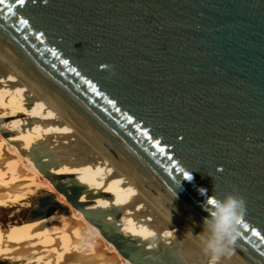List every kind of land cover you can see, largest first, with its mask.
<instances>
[{
	"label": "water",
	"instance_id": "obj_1",
	"mask_svg": "<svg viewBox=\"0 0 264 264\" xmlns=\"http://www.w3.org/2000/svg\"><path fill=\"white\" fill-rule=\"evenodd\" d=\"M0 57L196 236L234 189L264 264V0H6Z\"/></svg>",
	"mask_w": 264,
	"mask_h": 264
},
{
	"label": "bare ground",
	"instance_id": "obj_2",
	"mask_svg": "<svg viewBox=\"0 0 264 264\" xmlns=\"http://www.w3.org/2000/svg\"><path fill=\"white\" fill-rule=\"evenodd\" d=\"M28 199L30 217L0 227V264H209L194 233L0 57V208Z\"/></svg>",
	"mask_w": 264,
	"mask_h": 264
},
{
	"label": "clouds",
	"instance_id": "obj_3",
	"mask_svg": "<svg viewBox=\"0 0 264 264\" xmlns=\"http://www.w3.org/2000/svg\"><path fill=\"white\" fill-rule=\"evenodd\" d=\"M209 200L215 202L209 204ZM208 201L209 216L204 218L197 239L209 264H217L221 257L232 254V245L240 236V221L246 213V203L234 189L222 197H210ZM186 235L191 236L193 233L188 232Z\"/></svg>",
	"mask_w": 264,
	"mask_h": 264
},
{
	"label": "rangeland",
	"instance_id": "obj_4",
	"mask_svg": "<svg viewBox=\"0 0 264 264\" xmlns=\"http://www.w3.org/2000/svg\"><path fill=\"white\" fill-rule=\"evenodd\" d=\"M63 182H67L66 179H61ZM46 192L40 194V196H45ZM30 205V207H28ZM37 204L32 199L24 201L20 204H17L14 207L0 208V227L11 226L16 221H26L31 213L36 209ZM4 264H9L5 262ZM19 264H28L27 262Z\"/></svg>",
	"mask_w": 264,
	"mask_h": 264
},
{
	"label": "snow or ice",
	"instance_id": "obj_5",
	"mask_svg": "<svg viewBox=\"0 0 264 264\" xmlns=\"http://www.w3.org/2000/svg\"><path fill=\"white\" fill-rule=\"evenodd\" d=\"M16 2H17L18 4H24V3H25V0H16ZM5 4H6V0H0V5H5ZM7 11H8V12H12V7H11L10 4L7 5ZM20 23L23 24V25H28V20L21 19V20H20ZM38 38H39V37H38ZM63 63L67 64L68 61L65 60V61H63ZM73 71H75V70L73 69ZM109 103H111V101H109ZM160 151H164V149H160ZM180 171L184 174V176H185L186 178H189V179L191 178L190 175H189L187 172H184L183 169H180ZM214 202H215V201H213V200H209V201H208L209 204H212V203H214ZM240 224H241V227L245 230V232H247V231L249 230V224H248V223H245L243 220H241V221H240ZM251 234H252L253 236L259 237V238H261L262 240H264V236H262L261 232L256 231L255 228H252V229H251ZM165 235H166V236H167V235H170V233H165Z\"/></svg>",
	"mask_w": 264,
	"mask_h": 264
}]
</instances>
